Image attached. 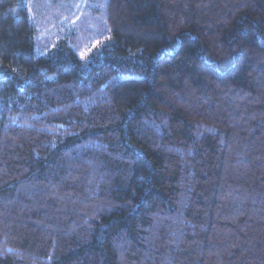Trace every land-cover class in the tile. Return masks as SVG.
Returning <instances> with one entry per match:
<instances>
[{"label":"trees","instance_id":"obj_1","mask_svg":"<svg viewBox=\"0 0 264 264\" xmlns=\"http://www.w3.org/2000/svg\"><path fill=\"white\" fill-rule=\"evenodd\" d=\"M27 9L0 0V264H264V0H107L90 64L36 56Z\"/></svg>","mask_w":264,"mask_h":264},{"label":"rangeland","instance_id":"obj_2","mask_svg":"<svg viewBox=\"0 0 264 264\" xmlns=\"http://www.w3.org/2000/svg\"><path fill=\"white\" fill-rule=\"evenodd\" d=\"M24 2L35 29L36 56L47 55L57 43L66 41L84 63L90 64L96 60L98 54L92 50H99L108 37L105 22L107 0Z\"/></svg>","mask_w":264,"mask_h":264}]
</instances>
